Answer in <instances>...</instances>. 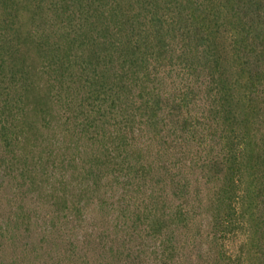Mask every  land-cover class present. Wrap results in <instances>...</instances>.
Returning a JSON list of instances; mask_svg holds the SVG:
<instances>
[{"label":"trees","instance_id":"1","mask_svg":"<svg viewBox=\"0 0 264 264\" xmlns=\"http://www.w3.org/2000/svg\"><path fill=\"white\" fill-rule=\"evenodd\" d=\"M64 119L108 139L87 172L125 170L137 133L181 146L210 127L219 149L192 163L206 192L173 187L240 235L224 264H264V0H0V177ZM165 208L156 235L187 220Z\"/></svg>","mask_w":264,"mask_h":264},{"label":"rangeland","instance_id":"2","mask_svg":"<svg viewBox=\"0 0 264 264\" xmlns=\"http://www.w3.org/2000/svg\"><path fill=\"white\" fill-rule=\"evenodd\" d=\"M211 130L202 126L195 144L181 146L150 132L130 136L141 149L125 153V170L87 172L108 139H77L68 119L33 150L22 144L28 156L4 166L0 177V264H224L222 251L232 253L240 235L214 229L196 196L184 198L172 181L187 176L191 189L206 192L192 163L218 151ZM163 205L169 212L183 206L187 220L156 235L150 219Z\"/></svg>","mask_w":264,"mask_h":264}]
</instances>
